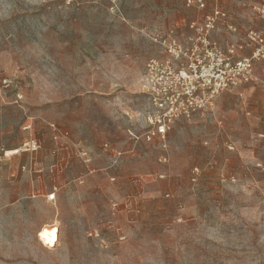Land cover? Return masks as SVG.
<instances>
[{"label": "rangeland", "instance_id": "rangeland-1", "mask_svg": "<svg viewBox=\"0 0 264 264\" xmlns=\"http://www.w3.org/2000/svg\"><path fill=\"white\" fill-rule=\"evenodd\" d=\"M198 1L0 0V264H264V62L146 139L164 43L264 36L261 0Z\"/></svg>", "mask_w": 264, "mask_h": 264}, {"label": "built area", "instance_id": "built-area-1", "mask_svg": "<svg viewBox=\"0 0 264 264\" xmlns=\"http://www.w3.org/2000/svg\"><path fill=\"white\" fill-rule=\"evenodd\" d=\"M257 11L264 19V0L260 1ZM248 37L255 45L252 57L240 59L211 47L205 37L200 43L189 45L175 40L164 43L169 58L150 59L145 64L144 87L154 107L147 141L157 137L164 145L166 132L175 120L210 108L220 93L251 78L254 60L264 62V36L250 31ZM28 128L29 124L23 126ZM35 149V145L26 147L28 151ZM81 154L88 162L86 152Z\"/></svg>", "mask_w": 264, "mask_h": 264}, {"label": "bare ground", "instance_id": "bare-ground-1", "mask_svg": "<svg viewBox=\"0 0 264 264\" xmlns=\"http://www.w3.org/2000/svg\"><path fill=\"white\" fill-rule=\"evenodd\" d=\"M58 231L59 230L56 227V225L50 227L48 226L41 227L39 234H37L38 240L44 247L48 248L53 242L55 246L58 240Z\"/></svg>", "mask_w": 264, "mask_h": 264}, {"label": "crops", "instance_id": "crops-1", "mask_svg": "<svg viewBox=\"0 0 264 264\" xmlns=\"http://www.w3.org/2000/svg\"><path fill=\"white\" fill-rule=\"evenodd\" d=\"M3 179V175L0 173V181ZM2 182H0V187L2 188Z\"/></svg>", "mask_w": 264, "mask_h": 264}]
</instances>
